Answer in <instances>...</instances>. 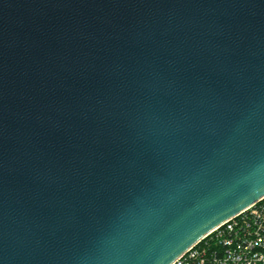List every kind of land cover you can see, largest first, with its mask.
Instances as JSON below:
<instances>
[{"label":"water","instance_id":"95a60500","mask_svg":"<svg viewBox=\"0 0 264 264\" xmlns=\"http://www.w3.org/2000/svg\"><path fill=\"white\" fill-rule=\"evenodd\" d=\"M264 198V0H0V264H174Z\"/></svg>","mask_w":264,"mask_h":264},{"label":"built area","instance_id":"2783aa9c","mask_svg":"<svg viewBox=\"0 0 264 264\" xmlns=\"http://www.w3.org/2000/svg\"><path fill=\"white\" fill-rule=\"evenodd\" d=\"M174 264H264V198L216 228Z\"/></svg>","mask_w":264,"mask_h":264}]
</instances>
